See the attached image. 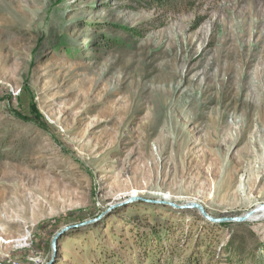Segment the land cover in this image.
Returning <instances> with one entry per match:
<instances>
[{
	"label": "rangeland",
	"instance_id": "rangeland-1",
	"mask_svg": "<svg viewBox=\"0 0 264 264\" xmlns=\"http://www.w3.org/2000/svg\"><path fill=\"white\" fill-rule=\"evenodd\" d=\"M133 194L264 203V0H0V263L264 264V217Z\"/></svg>",
	"mask_w": 264,
	"mask_h": 264
},
{
	"label": "water",
	"instance_id": "water-1",
	"mask_svg": "<svg viewBox=\"0 0 264 264\" xmlns=\"http://www.w3.org/2000/svg\"><path fill=\"white\" fill-rule=\"evenodd\" d=\"M137 199H141L147 202H154V203H161V204H168L171 205L174 208L177 209H197L200 214L208 221L212 222V223H225V222H238V223H242V222H246V221H255V220H259L261 218L264 217V203L259 204L258 206L252 208L251 210L247 211L246 213L242 214V215H237V216H231V217H215L212 216L204 207L203 204H201L200 202L197 201H192V202H187V203H177V202H173L167 199V197H164L162 199H146L140 196H137L135 194L131 195L127 202H131ZM96 219H90V220H86L82 223H80L79 225H85V224H89L93 221H95ZM52 247L55 250L56 249V240H53L52 242ZM3 264V263H0Z\"/></svg>",
	"mask_w": 264,
	"mask_h": 264
},
{
	"label": "trees",
	"instance_id": "trees-1",
	"mask_svg": "<svg viewBox=\"0 0 264 264\" xmlns=\"http://www.w3.org/2000/svg\"><path fill=\"white\" fill-rule=\"evenodd\" d=\"M139 2L143 7H148V8H165L172 4L176 0H135Z\"/></svg>",
	"mask_w": 264,
	"mask_h": 264
}]
</instances>
